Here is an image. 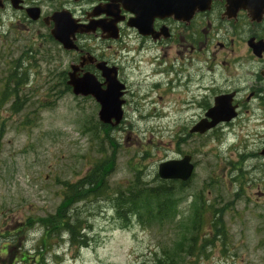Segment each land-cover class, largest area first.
Masks as SVG:
<instances>
[{"label":"rangeland","instance_id":"1","mask_svg":"<svg viewBox=\"0 0 264 264\" xmlns=\"http://www.w3.org/2000/svg\"><path fill=\"white\" fill-rule=\"evenodd\" d=\"M21 47L0 45V264H155L161 252L182 264H264V162L251 152L258 144L247 148L250 140H264V129L247 135L238 127L242 117L238 131L189 135L201 112L191 118L175 91L170 96L164 86L150 91L147 84L141 91L130 80L134 101L106 135L94 102L55 86L50 52L41 63L18 66ZM245 50L235 44V52ZM250 62L252 85L257 66ZM185 154L194 171L178 194L176 214L162 224L133 217L125 224L110 199L99 197L76 205L87 247L79 249L66 235L59 241L44 236L40 222L65 207V183L75 184L96 163L111 166L112 196L116 189L135 193L161 183L158 165ZM217 208L223 234L215 236L210 225Z\"/></svg>","mask_w":264,"mask_h":264},{"label":"flooded vegetation","instance_id":"2","mask_svg":"<svg viewBox=\"0 0 264 264\" xmlns=\"http://www.w3.org/2000/svg\"><path fill=\"white\" fill-rule=\"evenodd\" d=\"M146 3L0 0V45L10 47L11 41L18 42L22 46L19 58L26 65L41 63L49 51L55 86L72 96L71 77H92L104 90L102 71L115 74L124 85L122 116L134 101L130 90V80H134L141 91L146 84L150 91L164 86L170 96L175 91V101L183 104L185 111L194 112L191 118L201 112L197 121L203 119L216 98L230 96L237 116L207 133L234 130L237 120L244 117L238 125L240 130L247 129V135L260 134L264 129V0H238L239 8L229 11L228 0H211L205 11H194L191 16L180 13V18L148 14ZM250 4L257 7H241ZM55 29L71 31L72 49H65L51 36ZM249 40L260 44V54L248 47ZM240 43L246 44L245 53L235 52V44ZM249 62L257 66L256 71H250L252 85ZM73 97L94 102L89 96ZM249 124L254 128L249 130ZM250 141L247 148L258 144L251 152L264 162L260 156L264 140ZM249 157L254 158L253 154Z\"/></svg>","mask_w":264,"mask_h":264},{"label":"trees","instance_id":"3","mask_svg":"<svg viewBox=\"0 0 264 264\" xmlns=\"http://www.w3.org/2000/svg\"><path fill=\"white\" fill-rule=\"evenodd\" d=\"M101 128L107 135L106 131L109 127L101 125ZM109 168H111L109 162L104 165L100 161L75 184L65 183V199L62 202L65 207L59 209L52 217L40 222L47 239L54 236L59 241L61 235L65 234L67 241L72 245L86 246L88 238L86 233L81 232L83 229L85 230V220L76 210V205L99 197L110 199L115 216L123 220L125 224L129 223L130 217H133L136 222L143 225L145 223L160 225L176 214L178 194L182 192L185 184L179 183L176 188L174 184L178 182L161 181L152 187H138L135 193L130 187L125 190L116 189L111 196L106 181ZM220 212L221 208L214 209L211 220L210 227H213L215 236L223 234L218 216ZM191 249L192 247L189 246L187 250L189 256H193ZM155 264H182V260L177 261L175 256H168L166 252H161Z\"/></svg>","mask_w":264,"mask_h":264},{"label":"water","instance_id":"4","mask_svg":"<svg viewBox=\"0 0 264 264\" xmlns=\"http://www.w3.org/2000/svg\"><path fill=\"white\" fill-rule=\"evenodd\" d=\"M146 11L148 14L153 12L157 16L174 15L180 18L178 14L185 13L191 16L194 11H205L209 8L211 0H146ZM238 0H228L227 11L229 9L236 10L239 8L237 5ZM242 8L254 9L257 6L241 5ZM164 14V15H163ZM54 30L52 31L53 37L62 44L65 49H72L70 36L73 35L71 31ZM249 40L248 46L252 49L253 53L260 54L262 48L260 44H251ZM74 48V47H73ZM105 78L106 88L101 90L95 84L92 77L84 76L82 79H74L71 77L70 86L75 96H92L99 105L98 120L102 124L116 126L122 119L120 100L123 95L122 90L124 86L117 80L115 74H110L103 71ZM236 116L235 107L231 106V97L226 96L216 98L213 106L205 113L203 120L194 125L190 133L203 134L208 130L214 128L219 123L229 122ZM113 121V122H112ZM264 156V150L261 151ZM193 165L191 164V157L184 156L180 160H171L162 162L158 165V177L162 180H179L186 182L192 175Z\"/></svg>","mask_w":264,"mask_h":264}]
</instances>
